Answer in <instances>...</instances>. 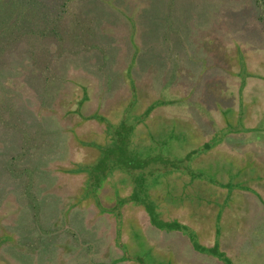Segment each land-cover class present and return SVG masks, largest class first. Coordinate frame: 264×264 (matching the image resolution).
<instances>
[{"label": "rangeland", "instance_id": "374dc122", "mask_svg": "<svg viewBox=\"0 0 264 264\" xmlns=\"http://www.w3.org/2000/svg\"><path fill=\"white\" fill-rule=\"evenodd\" d=\"M6 1L30 13L20 29L50 24L57 37L28 36L0 54V264H264V22L254 0ZM154 104L136 144L142 157L178 163L162 201L180 208L186 230L151 225L131 192L140 169L107 168L96 187L60 169L96 158L72 130L105 145L106 125L117 134ZM193 232L223 257L195 249Z\"/></svg>", "mask_w": 264, "mask_h": 264}, {"label": "trees", "instance_id": "16d2710c", "mask_svg": "<svg viewBox=\"0 0 264 264\" xmlns=\"http://www.w3.org/2000/svg\"><path fill=\"white\" fill-rule=\"evenodd\" d=\"M254 2L260 11L258 19L259 21L264 22V0H254ZM22 3L21 4L20 2L13 3L14 6L11 5L13 7L11 8L6 0H0V54L7 52V49L10 48L9 46L10 42H14V43L23 42L25 40V37L28 36L36 35L38 36V38H43L48 34L51 35V33H54V36L57 37V32L55 29L49 31L51 27L50 24L47 25L48 30L45 31H40V28L39 30L35 29L34 26L28 27L29 30L27 29L26 31L20 29L21 22L20 20H18V18H23L24 20L30 19L28 15L30 13H27V11L22 10L21 8V6H23ZM19 8L20 10H18ZM30 16L32 17L31 22L33 24L39 23L37 20L33 18L32 14ZM17 22H19L20 24H17ZM50 23H52V21H50ZM45 70L48 71V67H46ZM155 105L156 104L148 106L145 109V113L139 114L140 116L136 115L135 120L131 122L132 124H129L130 121H127L126 122L127 126L124 125L127 128L122 127V129H120L121 131L117 132V134L114 133L113 135L111 131L107 134V130H106L107 125H106V127L103 128V132L105 133V135H111V136H108L110 143L106 142L105 145H102L101 142L95 140V135L93 134L95 132L91 131V135L89 134L90 135L89 136L86 134L79 135L73 133L74 131L72 130L71 137L73 141H75L76 144L78 145V148L83 151L81 153L84 155L86 154V157L91 158V156H93L96 158L95 161L91 164V166L89 165L88 169L87 167H85V165H83V167L82 165L81 167H78L76 164L79 163L77 162H73L72 164H70V166H65L64 168L61 167L60 169L64 173L72 174L74 176H81L83 174L84 178H86L85 179L86 182L87 181H91V183L93 182L95 187L99 186L101 180L104 179V174L107 168H112V167L115 168V166L119 167L120 165L126 164L125 169L128 170V172H130L131 174L133 173V175L136 169H140L142 170V175L135 178L137 182L134 179L136 185L134 184V186L131 188V192L133 194V197L134 194L137 196V198H135L136 199L135 201L140 202L141 206L147 212L149 222L151 223V225H153V227H156L160 230H166V231H172L176 229L186 230L187 226L184 224L185 217L177 216L179 212L175 213V211L177 209H178L177 211H179L180 208L178 207L175 208L174 210H172L173 208L168 210L164 205L165 203L162 201L168 195V189L163 188V186L166 185H163L162 182L164 180H167L169 176L171 177L174 171L181 173L180 169L175 168L178 163L171 162L168 154L167 155L164 154V156H161L160 158H158L157 156L158 154L156 153L146 154L145 156L147 157H142L141 152L136 144L139 137L138 135L135 134V131L141 134L143 133L142 130H143V126H145L146 124L145 121L149 117L152 107H154ZM93 114L82 117L83 119L82 122H84L85 120L87 121L88 119H94ZM95 119L101 120L99 122L103 121L102 123L106 122L103 118L101 119L95 118ZM120 126L123 125L118 124L116 127L115 126L114 127L119 128ZM139 128L141 129L139 130ZM129 132H131L132 134L131 136ZM205 145L208 144L206 143ZM206 149L209 150L210 146L207 147ZM192 153L189 152L187 154L186 157L188 160H190L189 158ZM109 156L110 157L113 156L111 157L112 160L111 162L107 161V159H109ZM135 159H138L140 162L136 163L134 161ZM90 160L93 159L91 158L88 161ZM180 160L182 161L183 159L180 158ZM168 163L170 164V166L168 165ZM189 165H192V162L189 163ZM169 167L171 168V170ZM174 178L175 175H173V179ZM125 188H128V185L122 184V189ZM194 235H195L194 232L191 233L189 238H190V242L192 243L191 245L195 249L208 251L207 253H211L214 256H218V258L223 257V255H221L217 251L216 244L212 246H208L210 248L200 247V243L197 242L195 237L196 235L195 236ZM226 261L228 262V260Z\"/></svg>", "mask_w": 264, "mask_h": 264}]
</instances>
